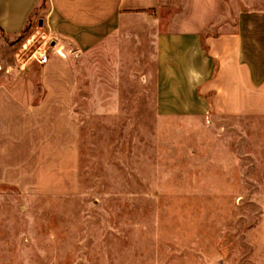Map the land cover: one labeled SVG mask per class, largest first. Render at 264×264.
Instances as JSON below:
<instances>
[{
	"label": "crops",
	"instance_id": "crops-1",
	"mask_svg": "<svg viewBox=\"0 0 264 264\" xmlns=\"http://www.w3.org/2000/svg\"><path fill=\"white\" fill-rule=\"evenodd\" d=\"M141 114L264 124V0H0V264L45 259L29 206L82 194L85 130Z\"/></svg>",
	"mask_w": 264,
	"mask_h": 264
},
{
	"label": "rangeland",
	"instance_id": "rangeland-1",
	"mask_svg": "<svg viewBox=\"0 0 264 264\" xmlns=\"http://www.w3.org/2000/svg\"><path fill=\"white\" fill-rule=\"evenodd\" d=\"M28 31L25 56L52 46ZM155 120L85 127L82 194L29 206L37 264H264V124Z\"/></svg>",
	"mask_w": 264,
	"mask_h": 264
},
{
	"label": "built area",
	"instance_id": "built-area-1",
	"mask_svg": "<svg viewBox=\"0 0 264 264\" xmlns=\"http://www.w3.org/2000/svg\"><path fill=\"white\" fill-rule=\"evenodd\" d=\"M61 55H63V54L61 53ZM49 59H50V55L48 53V50L46 49V47H44L43 53L39 57V62L46 63Z\"/></svg>",
	"mask_w": 264,
	"mask_h": 264
}]
</instances>
